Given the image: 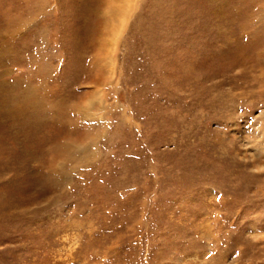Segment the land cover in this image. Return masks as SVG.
I'll return each instance as SVG.
<instances>
[{"label":"rangeland","instance_id":"374dc122","mask_svg":"<svg viewBox=\"0 0 264 264\" xmlns=\"http://www.w3.org/2000/svg\"><path fill=\"white\" fill-rule=\"evenodd\" d=\"M0 264H264V0H0Z\"/></svg>","mask_w":264,"mask_h":264}]
</instances>
